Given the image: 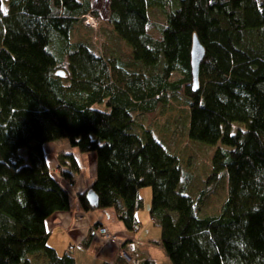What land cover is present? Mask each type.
I'll list each match as a JSON object with an SVG mask.
<instances>
[{"label": "trees", "instance_id": "1", "mask_svg": "<svg viewBox=\"0 0 264 264\" xmlns=\"http://www.w3.org/2000/svg\"><path fill=\"white\" fill-rule=\"evenodd\" d=\"M92 2L0 0V264H32L34 254L44 264H75L47 243L46 218L70 204L58 175L71 182L80 170L70 152L58 155V175L49 165L44 144L58 140L94 152L98 201L80 193L86 209L113 207L136 229L140 189L150 187L148 213L160 228L152 241L171 264H264V0H108L130 63L70 40L80 16L98 15ZM167 3L155 39L148 10ZM193 35L205 49L197 87ZM182 86L188 137L217 145L208 183L221 174L227 182L216 214H200L204 188L187 194L177 155L134 125L132 113L153 110ZM101 102L106 109L93 106Z\"/></svg>", "mask_w": 264, "mask_h": 264}, {"label": "rangeland", "instance_id": "2", "mask_svg": "<svg viewBox=\"0 0 264 264\" xmlns=\"http://www.w3.org/2000/svg\"><path fill=\"white\" fill-rule=\"evenodd\" d=\"M92 8L94 11H97L98 15L95 16L90 12L93 18L89 23H86V20L80 16L70 30V40L72 42L85 43L96 55L115 57L130 63V46L115 33L112 24L108 21V0H93ZM168 9L169 6L167 3L164 9L153 6L148 10L149 23L146 29L155 39L161 38L160 27L165 23V11ZM59 68L64 69L66 65L64 64L63 67ZM179 76V71H174L171 74L172 79L178 78ZM184 95L185 88L182 86L175 95L170 94L166 101L158 103L153 110L132 113L135 121L134 125L137 129L147 128L150 130L152 135L168 151L177 155L181 180L186 184L187 194L195 196L201 188H204V192L201 194L200 214H216L219 212L221 203L225 199L227 182L221 174L208 183L212 168L211 157L217 145L194 141L188 137V105L186 104ZM93 106L100 109L107 108L104 102L95 103ZM65 144H67L65 140L45 143L44 151L46 158L52 160L55 157L56 159L61 152H64V149L68 151L69 147ZM20 152L23 154L22 150ZM143 193L145 194L144 208L138 209L136 212L138 220L141 222L140 230L143 233L149 232L152 236L155 232L159 236L160 228L149 220L150 187H142L140 189V195L142 196ZM149 243L154 246L148 253L146 251L149 250H142L143 254H146L145 256L150 254L155 258H159L160 255L164 254L161 246L156 242L149 241ZM122 244L124 245L119 249V259L122 258L125 262L134 264L143 259L138 258L136 252L139 249L135 247L136 245L133 242L125 245L126 242L124 241ZM122 249L127 250L130 255L129 259L121 255ZM164 257L165 259L160 261L155 259L156 264H171L165 254Z\"/></svg>", "mask_w": 264, "mask_h": 264}, {"label": "crops", "instance_id": "3", "mask_svg": "<svg viewBox=\"0 0 264 264\" xmlns=\"http://www.w3.org/2000/svg\"><path fill=\"white\" fill-rule=\"evenodd\" d=\"M65 145L69 149L68 151L64 149V152H70L74 155L80 170L73 173L71 182H68L58 175V170H56L57 158L47 159L70 196L68 209L53 212L46 218V228L49 231L48 245L54 248L59 255L70 254L74 258L75 264L113 262L118 258L119 249L124 245L122 244L124 241L126 242L125 245L133 242L135 247H138L139 251L136 252L138 258H151L155 263L157 259L158 261L165 259L163 253L159 258H155L150 254L145 256L146 254L142 252V250H149L146 252H150L154 245H151L149 241L157 239L159 237L157 233L154 232L153 236L149 232L143 233L139 225L137 228L135 227L136 229L128 230L122 220L117 217L113 207L86 209L83 206L78 195L85 190L87 192L95 180V155L94 152L80 153L76 148L68 144ZM71 183L72 185H70ZM149 220L152 222L150 217ZM98 225L106 226L111 233L115 234V241L99 235L94 229ZM30 258L32 264L45 263L40 254H34Z\"/></svg>", "mask_w": 264, "mask_h": 264}, {"label": "water", "instance_id": "4", "mask_svg": "<svg viewBox=\"0 0 264 264\" xmlns=\"http://www.w3.org/2000/svg\"><path fill=\"white\" fill-rule=\"evenodd\" d=\"M204 55V46L202 45L198 37L196 35H193L190 48V66L192 74V83L195 87H197L198 85L199 69ZM60 75L63 76V73H61ZM85 198L89 203L93 205L97 204L98 197L97 194L93 191V189H88Z\"/></svg>", "mask_w": 264, "mask_h": 264}, {"label": "built area", "instance_id": "5", "mask_svg": "<svg viewBox=\"0 0 264 264\" xmlns=\"http://www.w3.org/2000/svg\"><path fill=\"white\" fill-rule=\"evenodd\" d=\"M83 16V19L86 20V23H89L90 20L93 18L90 14H84L82 15ZM72 185V183L70 184ZM96 232L101 235V236H104V237H107L109 238V240L111 241H115V237H112V235L109 233V231L107 230V228L105 226H102V225H98L96 228H95ZM71 247V246H70ZM121 255L124 257V258H127L129 259L130 258V255L128 254L127 250L125 249H122L121 250Z\"/></svg>", "mask_w": 264, "mask_h": 264}, {"label": "bare ground", "instance_id": "6", "mask_svg": "<svg viewBox=\"0 0 264 264\" xmlns=\"http://www.w3.org/2000/svg\"><path fill=\"white\" fill-rule=\"evenodd\" d=\"M102 226H104V225H102ZM106 227V226H105ZM107 228V227H106ZM107 230L109 231V229L107 228ZM109 233L112 235V237H115L116 235L115 234H113V233H111L110 231H109Z\"/></svg>", "mask_w": 264, "mask_h": 264}]
</instances>
